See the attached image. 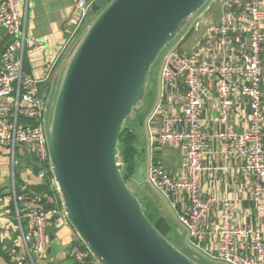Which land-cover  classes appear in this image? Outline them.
<instances>
[{"label":"built area","instance_id":"built-area-1","mask_svg":"<svg viewBox=\"0 0 264 264\" xmlns=\"http://www.w3.org/2000/svg\"><path fill=\"white\" fill-rule=\"evenodd\" d=\"M97 1H75L72 8L75 28L60 55L87 24L85 20L88 12ZM19 2L0 0V27L8 37L0 64V145L9 148L12 155L19 145L31 146L36 156L38 175L42 178L49 170L43 129L47 93L41 90L47 75L37 78L24 69L28 36L24 21L17 11ZM235 5L241 6L237 17L233 13ZM233 21L248 33L247 50L238 60L228 59L220 63L202 60L194 50H185L180 46L182 35L177 36L165 51L160 72L161 86L180 81L184 88V107L178 114L161 116L153 139L159 146L180 147L183 150L184 175L172 177L164 167L153 164L149 167L147 182L166 198L175 194L185 196L188 207L179 213L178 221L187 233L189 246L197 254L225 264H264V228L259 222V217L264 216V62L261 57L264 0H223L217 23L209 26V32L216 36L221 47L226 46ZM208 77L212 78L216 86L218 120L221 122L220 129L212 133L202 125V83ZM236 81L240 83V91L249 104L247 125L241 132L234 130L228 121L236 104L231 93V86ZM211 138L221 143L225 155L235 152L242 160V169L253 174L257 181L251 192L257 219L251 226L233 224L237 211L235 204L226 198L220 201L219 224L214 232L217 236L215 249L205 245L209 231L204 225L215 198L203 197L199 189V176L204 168L202 159ZM51 184L56 190L53 178ZM10 199L14 203V218L19 225L20 240L27 251L25 264H36L35 259L47 245V227L57 229L69 222L62 208L46 194H14ZM43 200L55 203L49 207V215L42 211ZM24 222L27 231H24ZM72 240L68 249L69 258L77 264H88V252L83 248V243L76 234ZM239 241L244 243L243 249H239Z\"/></svg>","mask_w":264,"mask_h":264},{"label":"water","instance_id":"water-1","mask_svg":"<svg viewBox=\"0 0 264 264\" xmlns=\"http://www.w3.org/2000/svg\"><path fill=\"white\" fill-rule=\"evenodd\" d=\"M208 1L110 0L71 42L53 78L43 114L49 170L93 264H201L148 219L123 179L118 141L145 98L152 66ZM50 239L55 257L61 243Z\"/></svg>","mask_w":264,"mask_h":264},{"label":"crops","instance_id":"crops-1","mask_svg":"<svg viewBox=\"0 0 264 264\" xmlns=\"http://www.w3.org/2000/svg\"><path fill=\"white\" fill-rule=\"evenodd\" d=\"M75 1L20 0L17 6L18 14L24 21L28 36L23 58L24 69L37 78H44L47 75L41 84L46 93H48L66 53L65 51L60 55V52L63 46L68 43L75 28V19L72 15ZM222 2L223 0H209L189 20L190 22L182 31L183 33L180 34L183 39L179 44L183 49L194 50L200 59L211 63H220L228 59L238 60L248 46V33L242 31L236 21L232 23L224 47H221L216 36L209 32V26L217 23L219 19ZM262 25L264 27V23ZM7 43L8 37L4 29L0 27V64ZM261 57L264 62V44ZM161 67L162 58L158 64L155 63L152 66L145 98L137 108V112L132 117V124L129 126L135 137L137 155L135 170L128 181H131L132 186L136 188L137 193L132 191L139 198L141 204H149L162 214L169 222L172 234H176L180 238L186 233L178 221L179 213L188 207L185 196L175 194L166 198L147 182L148 170L153 164L164 167L172 177L184 175L183 150L180 147L159 146L153 139L154 134L158 131L161 116L163 114H178L184 107L182 83L178 81L176 84H165L162 87L160 82ZM239 85L240 83L236 81L231 86V93L236 104L228 118L230 126L237 132H241L246 127V115L249 112L248 99L241 93ZM202 86L201 95L204 102L202 125L212 133L221 127V122L218 120L216 86L211 77L206 78ZM262 89L264 92V81ZM157 106H159L158 110ZM202 163L204 168L199 176L200 192L203 197L213 196L215 198L204 221V225L209 231L205 245L209 249H215L217 236L214 232L219 224L220 201L226 198L235 204L237 211L232 220L233 224L251 226L257 219V213L251 201V192L257 181L253 174H248L242 169V160L235 152H231L229 155L224 154L221 143L215 138L208 140ZM38 170L36 156L31 146L19 145L12 155L9 148L0 145V264H25L27 261V251L20 240L19 225L14 218V203L10 197L16 194V186H20L21 190L28 188L30 189L29 193H35L32 187L43 182L38 175ZM150 191L161 198L159 199L161 206L152 200ZM58 200L54 198L57 206H59ZM42 208L44 207L42 206ZM44 209L45 215H49V208ZM259 222L260 226L264 228V216L259 217ZM23 228L24 231H27L25 222ZM73 236L75 233L70 224L57 229L52 226L47 227V245L42 254L35 259L36 264L74 262L68 256ZM52 237L61 243L55 257L51 255L50 251V238ZM183 243L190 250L188 236ZM238 245L239 249L244 248L243 242L239 241ZM194 253L192 258L198 261L201 255ZM91 264L93 263L91 262Z\"/></svg>","mask_w":264,"mask_h":264},{"label":"trees","instance_id":"trees-1","mask_svg":"<svg viewBox=\"0 0 264 264\" xmlns=\"http://www.w3.org/2000/svg\"><path fill=\"white\" fill-rule=\"evenodd\" d=\"M108 1L110 0H98L89 10L87 18L85 22L87 23ZM241 6L235 5L233 8V13L236 16L240 12ZM24 64V62H23ZM135 137L133 134V131L129 126H123L119 141H118V149H119V155L122 159L123 163V170H122V176L123 179L126 181L134 172L135 170V157L137 155V148L135 146ZM39 172V170H38ZM43 182L35 187H32V190H34L35 193L39 195H48L51 198H57V192L54 189V187L51 184L52 180V174L47 170V173L44 177H42ZM30 192V189L25 188L21 190L20 186H16V194H28ZM46 203V200H43L41 207ZM59 204V200H58ZM143 209L145 210V214L148 217V219L152 222V224L155 226V228L168 239V234L171 233V226L167 219L160 214L155 208L150 206L149 204L142 205ZM47 209V208H46ZM45 209L42 208V211ZM169 240V239H168ZM83 248L86 250L85 246L83 245ZM87 251V250H86ZM88 252V251H87ZM86 262L91 264L92 257L88 253L86 257ZM69 264H77L75 262H71Z\"/></svg>","mask_w":264,"mask_h":264},{"label":"rangeland","instance_id":"rangeland-1","mask_svg":"<svg viewBox=\"0 0 264 264\" xmlns=\"http://www.w3.org/2000/svg\"><path fill=\"white\" fill-rule=\"evenodd\" d=\"M207 4V3H206ZM205 4V5H206ZM204 5V6H205ZM203 6V7H204ZM197 14V13H196ZM190 22V21H189ZM188 22V23H189ZM187 23V24H188ZM83 30V29H82ZM81 30V31H82ZM183 31V30H182ZM181 33H183V32H181ZM180 33V34H181ZM179 34V35H180ZM178 35V36H179ZM176 40V38L172 41V42H170V43H168L167 45H166V47H165V49L163 50V52L160 54V56L158 57V59H157V61L155 62L156 64H158L159 62H160V59L163 57V55H164V53H165V51L174 43V41ZM155 65V64H154ZM154 68V67H153ZM153 72H154V70H153ZM137 112V109H135V113ZM132 121H133V119L130 117V118H127L126 119V121L124 122V125L125 126H130L131 124H132ZM141 171H142V167H141ZM126 182L130 185V187H131V189L133 190V191H135L136 193H137V190H136V188L135 187H133L132 186V184H131V181H128V179L126 180ZM150 194H152L151 195V197H152V200H154L155 202H158V204H160V206H161V201L159 200V199H161L157 194H155L153 191H150ZM159 198H158V197ZM142 199V198H141ZM163 203V202H162ZM59 205V207H61L60 206V203L58 204ZM144 205V204H143ZM186 232V231H185ZM184 232V233H185ZM186 235V233L184 234V236H180V238L179 237H177L176 236V234L175 235H173L172 234V232L170 233V234H168V239H169V241L173 244V245H175L181 252H183L184 254H186L188 257H191L192 258V254L195 252L192 248H190V250L189 249H187L185 246H184V243H183V241L185 240V238H187V235ZM183 239V240H182ZM196 253V252H195ZM194 253V254H195ZM199 255V254H198ZM201 258L198 260L201 264H225V263H223V262H219V261H212V260H208V259H202V258H204V257H202V256H200Z\"/></svg>","mask_w":264,"mask_h":264},{"label":"flooded vegetation","instance_id":"flooded-vegetation-1","mask_svg":"<svg viewBox=\"0 0 264 264\" xmlns=\"http://www.w3.org/2000/svg\"><path fill=\"white\" fill-rule=\"evenodd\" d=\"M41 90L43 91V85L41 86Z\"/></svg>","mask_w":264,"mask_h":264}]
</instances>
